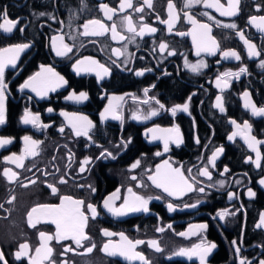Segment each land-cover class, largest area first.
Instances as JSON below:
<instances>
[{"label": "flooded vegetation", "instance_id": "1", "mask_svg": "<svg viewBox=\"0 0 264 264\" xmlns=\"http://www.w3.org/2000/svg\"><path fill=\"white\" fill-rule=\"evenodd\" d=\"M171 2L175 6L173 14L178 18L169 31L168 25L161 22L169 18V0H151V7L144 0H132L133 7L123 11L121 0H0V17L6 12L9 19L18 21L11 33L0 30V48L20 43L30 45L20 54L15 68L5 69V123L0 125V138H9L12 142L0 148V251L7 264H28L27 258L19 261L15 258L19 244L29 243L33 250L30 255H34V249L40 244L39 233L54 235L55 225L51 223L37 222L35 227H30L28 213L37 205L59 204L64 195L84 201L82 210L89 217L84 229L88 239L80 247L71 240L51 241L53 254L42 264L50 261L54 264H141L139 260H126L103 251L107 243H121L118 235L121 232L129 240L144 242L135 251L143 254L149 264H199L196 258L189 260L172 253L190 248L202 239L216 245L206 256V264H241V260L246 264H260L264 260V226L257 227L264 213V186L259 183L264 179V144L258 145L262 156L258 168L248 160L251 157L254 161L256 153L240 135L228 139L237 131L230 123L235 120L241 125L247 121L251 135L264 140V117L253 116L245 109L242 98L248 92L257 107H264V67H261L264 33L249 23L252 16H264V0H239L234 16H221L203 4L189 9L184 7L185 0ZM221 3L227 5V0ZM101 4L117 10L112 19L106 18ZM136 8L143 11L138 12ZM185 12L211 26V36L219 44L215 55L204 51L197 55L192 35L177 34L192 30ZM205 12L214 19L208 20L203 15ZM128 16L137 31L146 25L156 32H146L143 36L128 32L124 20ZM90 20H99L108 31L103 35H83L84 25ZM215 21L222 25L234 23L237 29L217 26ZM113 25L119 34L116 39L112 38ZM96 28L89 24L88 30ZM238 31H243L245 38L256 45L261 52L259 57L248 56ZM120 36L125 39L121 40ZM53 37H62V43L71 51L57 56L52 47ZM161 43L167 45L163 51L159 47ZM56 46L61 47L59 39ZM114 49L120 51L119 56L114 54ZM227 50H235L241 59H224L222 53ZM86 58L108 68V74L102 77L95 71L77 74L74 66ZM201 61L206 67L197 71L186 66ZM41 66L53 68L67 81L43 98L28 89L20 90ZM241 67L247 69L244 74L227 78V87L221 80V87H217V77L224 72H237ZM138 71L143 75L137 76ZM73 92L77 95L85 92L88 99L80 103L67 99ZM218 96L224 112L216 107ZM119 97L123 99H116ZM144 100L148 103H142ZM110 101L118 105L116 114L120 119H113L111 113L101 118ZM160 104L164 105L163 109ZM184 104H188V111H178L173 116L171 108ZM49 108L53 111L49 112ZM151 110L158 114L147 120L133 119L134 115L143 116ZM25 111L38 115L40 123L47 127L23 124ZM62 112L86 116L93 125L88 136H76ZM61 127L65 129L63 133L59 131ZM173 127L179 128L182 143L177 146L170 142L165 152L164 141L153 139L149 129ZM25 136L41 141L39 155L25 159L23 167L5 163V157L23 152ZM221 148L223 151L218 154L215 166L208 164L209 157ZM157 152L161 155H156ZM85 160L89 163L84 164ZM166 160L172 167H179L194 188L204 191L174 197L156 188L149 176L155 175L157 165ZM137 161L138 166L133 168ZM204 167L211 173V180L198 175ZM5 168L17 173L11 182L3 175ZM61 179L66 183H60ZM50 184L58 189L56 195L48 187ZM128 188L138 195L160 199L149 202L147 213L113 216L103 207L104 200L119 190L120 199L115 201L119 207L128 196ZM249 189L255 193L253 197H249ZM229 193L234 194L232 199ZM88 204L97 209L95 219L87 212ZM168 204L173 205V211L168 210ZM193 204L197 206L190 207ZM220 212L227 213L224 219L217 215ZM202 224L207 225L206 230L192 229L199 231V235H179L188 233L190 225ZM161 228L164 230L159 231ZM104 230L117 235L104 236ZM150 241H157L161 251L151 247ZM92 245L93 250L87 252ZM65 247L72 250L65 252Z\"/></svg>", "mask_w": 264, "mask_h": 264}, {"label": "snow or ice", "instance_id": "2", "mask_svg": "<svg viewBox=\"0 0 264 264\" xmlns=\"http://www.w3.org/2000/svg\"><path fill=\"white\" fill-rule=\"evenodd\" d=\"M144 3L151 7V0H144ZM203 4L205 8H212L215 11L219 12L221 16H234L237 14L239 0H227V5L221 3V0H185L184 7L191 8L194 5ZM101 10L105 12V16L107 19H112V15L116 13V9L109 8L105 4H101ZM132 0H121L120 10L123 11L125 8H132ZM174 4L169 0L168 8H169V18L166 21H161L162 23H166L168 25L169 31L172 30L176 19L178 18L173 14ZM136 11H143L142 8H136ZM259 10V9H258ZM203 15L208 17V20L212 21L214 18L210 16L207 12L203 13ZM188 23L192 25V30L188 33L178 32V35H192L193 43L196 45L197 48V55H200L201 51L207 52L210 55H215L216 52L219 50V44L217 41L211 36L212 28L208 23H202L195 19L192 15L188 12L184 13ZM0 19L3 20L0 23V30L4 33H11L18 21H13L7 17V13L5 12ZM124 20L127 23V31L133 33L134 35L143 36L146 32L151 34L155 33L156 29L149 26H142L140 27L139 31L133 26L132 18L130 16L125 17ZM249 23L252 24L257 28L258 31L264 33V16H252L249 20ZM89 24L96 25L98 28L89 31ZM217 26L237 29V25L232 24H221L220 21H215ZM85 31L83 35H103L108 29L102 24L99 20H90L87 24L84 25ZM23 31V29H21ZM112 38L116 39L119 35L116 30V26L113 25L111 27ZM237 34L239 35L240 39L244 42V45L247 48L248 56L252 57H259L261 52L257 50L256 45L251 43L248 39L245 38L243 31H238ZM59 39L61 41V47L58 48L56 46V41ZM120 39H125L124 36H120ZM62 37H53V50L55 51L57 56L66 55L67 52L71 51V48L62 43ZM30 45L28 43H20L12 45L11 47L7 48H0V125L5 123V90L7 88V84L5 82V69L8 67L15 68L16 63L20 57V54L23 53L26 49H28ZM160 49L163 51L167 48V45L161 43L159 45ZM114 54L117 56L120 55V51L118 49L113 50ZM174 54V53H169ZM222 56L224 59H235L239 61L241 59L238 52L235 50H227L223 51ZM87 61V62H86ZM191 68L192 71H197L200 68L206 67L203 61H201L197 65H186ZM261 67H264V62L261 63ZM99 69V70H97ZM74 70L79 74L80 72H96L98 77H102V74H108V68L104 67L103 65L98 64L97 61L91 60L90 58H86V60L77 61L76 65L74 66ZM247 71L246 68L241 67L237 72H224L222 76L217 77V87H221V80L224 81V87H227V78L235 77L239 78L242 74ZM137 76L143 75V72H136ZM67 84V81L64 80L62 76H60L57 72L54 71L51 67L41 66L39 72L35 75L29 77L21 86L20 90L24 91L28 89L32 92H35L38 96L43 98L47 95L50 91H55L58 87H62ZM147 89H145V95H147ZM244 99V107L247 110H250L253 116H260L264 117V107H257L251 100L250 94L248 92L243 93ZM67 99L72 100L76 103L83 102L88 99V96L85 92H80L78 95L76 93L70 94ZM116 99H123L122 97ZM135 99V98H133ZM142 103H148L147 100L142 101ZM159 104V101H156ZM221 112H224V107L221 102V97H217V105ZM116 108L118 105L114 106L109 102V107H106L104 113H101V118L105 119L107 113H111L113 119H120V117L116 114ZM160 108L163 109L164 105L160 104ZM49 112H52L53 109L49 108ZM171 113L173 116L176 115L178 111H188V104L184 105H176L171 108ZM156 110H151L146 115H134L133 119H144L147 120L152 116L157 115ZM62 116L66 118L68 121V127L72 129L73 133L76 136H88L89 130L91 129L92 122L86 116H80L75 113L71 114L68 113H61ZM23 124H31L37 128H44L47 127L40 123V118L38 115H34L29 111H25L24 116L22 117ZM231 124L237 129L234 131L232 135L228 137L229 140H233L234 137L240 135L242 139H244L245 143L248 145L249 149L256 153L255 160L253 161L251 157L248 158L249 161L255 163L256 167H260V161L262 159L261 153L259 151L258 145L264 144V140H258L255 136L251 135V125L245 121L242 125L238 124L235 120L230 121ZM64 127H61L59 131L61 133L64 132ZM150 132L153 133V139H162L164 141V151L167 152L169 150V143H175L179 146L182 143V137L180 134V130L178 127H173L170 129H149ZM156 133H163V135H157ZM24 140V150L20 155L13 154L12 156L5 157V163H14L16 167H23V161L27 158H34L35 156L39 155V145L41 141L34 140L30 136H25ZM12 141L9 138H0V148L10 144ZM199 141L197 140V143ZM223 149H217L211 157L208 159V164L215 166V160L220 152ZM109 155H111L109 153ZM156 155H161V153L157 152ZM84 164L89 163L88 160L83 162ZM139 164V161L136 164H133L132 167L135 168ZM31 170V169H29ZM83 166L81 167V171H83ZM225 172L228 171L227 168L224 169ZM189 175H191V169L188 170ZM3 175L9 179L11 182L14 177L17 176V173L13 172L11 169L5 168L3 170ZM198 175L208 178L209 180L212 179L211 173L209 172L207 167L201 169ZM132 179H136V177H132ZM149 179L155 185L156 188L162 189L163 192L167 193L168 196L179 197L182 194H185L190 191H200L203 192V188L196 189L192 182L188 180V178L184 175L179 167H172L168 161H164L162 165H157L155 175L149 176ZM60 183H66L65 180L61 179ZM35 183V181H32ZM259 183L264 186V179H261ZM26 186V185H25ZM142 186V185H138ZM51 189L53 195H56L58 189L54 185H48ZM95 191V189H92ZM128 196L123 199V202L120 204L119 207L116 206L115 201L120 199L117 190V193L112 194L103 202V207L111 213L113 216L121 217L125 216L128 213H135V212H144L147 213L149 211L148 204L152 199H160L159 196L157 197H144L142 195H138L137 193L133 192L132 188H128ZM232 193H229V199L233 198ZM249 197H253L255 195L251 189L248 190ZM11 202V201H9ZM197 205L193 204L190 207L195 208ZM84 201L79 199H74L71 196L64 195L60 197L59 204H42L37 205L31 209L28 213V224L30 227H35L37 222H45L51 223L55 225V233L47 234L43 231L39 233V240L40 244L38 247L34 249V255H30V252L33 250L29 243H21L18 246V250L15 253L16 260H21L23 258H27L28 264H42L43 261L49 260L51 255L53 254V248L50 246V242L55 240L57 243H60L64 240H71L73 241L78 247L82 246V241L88 239L84 229L87 225V221L89 219L88 215H86L85 211H83ZM87 212L91 213V218L95 219L98 215L97 209L94 205L88 204ZM169 211H173V205H167ZM227 213L220 212L217 215L220 219H224V216ZM264 226V213L261 214L260 223L257 227ZM171 228V225H168ZM207 225H190L189 232H181L179 233L180 236H189L191 235H199V231H192V229H198L200 231L206 230ZM159 231H163L164 229H158ZM103 235L107 237H112L117 235V233L109 232L107 230L103 231ZM121 243L120 244H112L107 243L104 245L103 251L110 256H122L126 260H139L141 264H149V261L143 256V254L136 252L135 248L144 243L141 240L132 241L129 240L128 237L124 235V233H119ZM235 244V241H233ZM149 245L153 247L156 251H161L159 244L157 241H150ZM95 246L92 245L91 247L87 248V252H91ZM216 245L214 243H209L206 239H202L200 243L194 244L190 248H180L175 250L172 255L175 256H182L187 257L189 260L196 258L199 260V264H206V256L214 249ZM69 247H65L64 251H70ZM237 253H239L240 249H236ZM0 261L3 264H7L5 260L4 254L0 251ZM50 264H54V262L50 261ZM241 264H246L244 260H241ZM260 264H264V260L260 261Z\"/></svg>", "mask_w": 264, "mask_h": 264}]
</instances>
